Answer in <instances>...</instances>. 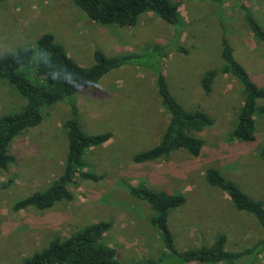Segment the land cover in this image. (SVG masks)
Listing matches in <instances>:
<instances>
[{"label":"rangeland","instance_id":"obj_1","mask_svg":"<svg viewBox=\"0 0 264 264\" xmlns=\"http://www.w3.org/2000/svg\"><path fill=\"white\" fill-rule=\"evenodd\" d=\"M180 5L182 34L162 62L169 89L186 110L199 109L213 120L195 136L204 142L202 153L191 157L176 151L169 158L137 164L133 157L155 146L169 116L160 104L153 72L125 65L109 72L97 85L43 111L42 122L17 136L10 147L15 161L0 169V264H21L58 238L98 222H110L105 243L121 264L158 258L162 239L150 224L149 205L129 195L128 186L141 183L181 194L185 204L169 216L178 251L210 246L224 235L225 250L238 252L264 238V230L249 214L236 211L226 194L210 187L205 170L217 169L241 191L264 203V115L257 117L253 144L231 141L243 101L242 87L231 76L219 75L205 94L201 79L222 65L221 36L233 47L234 58L257 85H264V45L248 29L240 5L250 9L264 28V0H172ZM222 24V25H221ZM224 28V30H223ZM52 34L67 55L90 67L93 53L112 57L166 44L174 28L153 13L141 15L135 26H102L70 0H2L0 56L19 47H34L42 34ZM24 100L0 80V117L18 111ZM87 135L111 132L103 145L84 154V172L96 180L76 177L68 189L72 199L48 210L15 211L16 202L47 189L62 174L66 138L63 123L70 105ZM264 106V101L259 103ZM155 186V187H154ZM254 264H264V253Z\"/></svg>","mask_w":264,"mask_h":264},{"label":"trees","instance_id":"obj_2","mask_svg":"<svg viewBox=\"0 0 264 264\" xmlns=\"http://www.w3.org/2000/svg\"><path fill=\"white\" fill-rule=\"evenodd\" d=\"M2 0H0L1 2ZM88 18L102 26L119 28L133 27L145 13H153L164 23L174 28V36L166 44H155L141 52H129L112 57L101 51L93 53L94 63L81 67L57 43L52 34H42L34 47L22 46L0 56V80L8 83L24 100L18 111L0 117V169L5 170L14 163L10 152L13 140L24 131L37 127L43 120V111L53 105L70 100L80 91L93 87L109 72L125 65L142 67L153 72L155 87L161 106L168 114V123L152 148L133 157L137 164L150 163L169 158L176 151H184L191 157H198L204 142L195 136L213 124L209 115L199 109L186 110L172 95L162 72V62L170 48L186 51L178 46L182 34L180 5L172 0H70ZM244 21L252 37L264 45V28L244 4L240 5ZM222 25V24H221ZM224 30V28H223ZM225 31V30H224ZM221 36L222 65L204 74L201 88L205 94L211 91L219 75L235 78L242 87L243 101L236 116L235 125L229 135L231 141L253 144L257 138V117L264 115V85H257L243 65L234 58L233 47ZM70 105V117L63 123L66 151L62 174L42 192H36L13 206L15 211L33 208L48 210L61 202H68L72 195L68 187L78 176L96 180L84 172V154L99 147L111 137V132L87 135L77 119V107ZM264 160V147L259 150ZM206 183L226 194L233 208L251 215L264 230V203L255 200L240 190L217 169L205 170ZM155 187V186H154ZM129 195L146 202L151 211L150 224L161 236L163 251L156 259H147L135 264H254L264 253V238L251 247L238 252L225 250L227 238L218 236L210 246L178 251L169 228V216L185 204L181 194L157 190L144 183L127 187ZM111 228L110 222H98L84 226L63 240L55 238L39 252L24 259L21 264H121L116 252L104 241V235Z\"/></svg>","mask_w":264,"mask_h":264}]
</instances>
